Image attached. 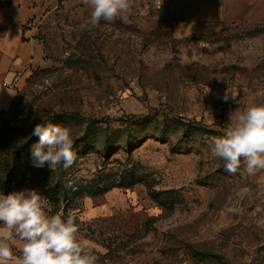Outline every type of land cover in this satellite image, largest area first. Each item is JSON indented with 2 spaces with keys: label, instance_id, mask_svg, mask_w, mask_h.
Returning a JSON list of instances; mask_svg holds the SVG:
<instances>
[{
  "label": "rangeland",
  "instance_id": "1",
  "mask_svg": "<svg viewBox=\"0 0 264 264\" xmlns=\"http://www.w3.org/2000/svg\"><path fill=\"white\" fill-rule=\"evenodd\" d=\"M226 3L223 29L177 38L155 0L91 30L83 0H0V51L23 76L0 112V179L73 214L99 264H264V170L229 174L208 143L264 104V0ZM47 122L71 129L67 170L33 166L39 137L17 154Z\"/></svg>",
  "mask_w": 264,
  "mask_h": 264
},
{
  "label": "clouds",
  "instance_id": "2",
  "mask_svg": "<svg viewBox=\"0 0 264 264\" xmlns=\"http://www.w3.org/2000/svg\"><path fill=\"white\" fill-rule=\"evenodd\" d=\"M164 0H155V9ZM90 15L83 28H98L100 22L128 21L133 0H83ZM235 100L225 93L223 99ZM239 103V101H238ZM32 136L39 137L32 145L33 166L51 171L58 166L70 168L76 158L71 129L53 123H38ZM210 157L225 162V171L255 175L264 170V104L250 105L226 127L224 134L208 141ZM50 205L36 189L0 193V264H99L100 258L87 240L80 236L77 218L73 214L50 213ZM236 211V209H230ZM21 244L19 255L13 251V241Z\"/></svg>",
  "mask_w": 264,
  "mask_h": 264
},
{
  "label": "crops",
  "instance_id": "3",
  "mask_svg": "<svg viewBox=\"0 0 264 264\" xmlns=\"http://www.w3.org/2000/svg\"><path fill=\"white\" fill-rule=\"evenodd\" d=\"M227 0H164L161 13L171 24L173 35L187 38L211 35L223 29L228 22ZM19 53L9 57L0 51V112L13 104L23 76L18 72ZM19 78L15 81V78ZM12 81V82H11ZM13 83V86L9 85ZM22 190V189H21Z\"/></svg>",
  "mask_w": 264,
  "mask_h": 264
},
{
  "label": "trees",
  "instance_id": "4",
  "mask_svg": "<svg viewBox=\"0 0 264 264\" xmlns=\"http://www.w3.org/2000/svg\"><path fill=\"white\" fill-rule=\"evenodd\" d=\"M25 40H26L25 37H23V41H25ZM47 123H50V122H47ZM47 123H45V124H47ZM37 140H38L37 136H31L26 143H24L22 146H20L17 149V154H20L26 146H28L29 144L35 143ZM138 142L142 143V142H144V139L140 140ZM23 187H24L23 183H15V180L11 177L6 178V179H0V193H3L5 195H7L13 191H20ZM151 195L155 196L154 191L151 192Z\"/></svg>",
  "mask_w": 264,
  "mask_h": 264
},
{
  "label": "water",
  "instance_id": "5",
  "mask_svg": "<svg viewBox=\"0 0 264 264\" xmlns=\"http://www.w3.org/2000/svg\"><path fill=\"white\" fill-rule=\"evenodd\" d=\"M259 251H263V252H264V245H261V246L259 247Z\"/></svg>",
  "mask_w": 264,
  "mask_h": 264
},
{
  "label": "built area",
  "instance_id": "6",
  "mask_svg": "<svg viewBox=\"0 0 264 264\" xmlns=\"http://www.w3.org/2000/svg\"><path fill=\"white\" fill-rule=\"evenodd\" d=\"M19 78H15V81H17ZM10 87H12L13 86V83H11L10 85H9Z\"/></svg>",
  "mask_w": 264,
  "mask_h": 264
}]
</instances>
